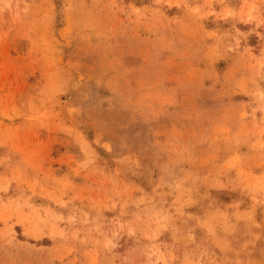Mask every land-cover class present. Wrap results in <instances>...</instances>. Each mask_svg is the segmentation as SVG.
I'll use <instances>...</instances> for the list:
<instances>
[{"label": "rangeland", "instance_id": "obj_1", "mask_svg": "<svg viewBox=\"0 0 264 264\" xmlns=\"http://www.w3.org/2000/svg\"><path fill=\"white\" fill-rule=\"evenodd\" d=\"M0 264H264V0H0Z\"/></svg>", "mask_w": 264, "mask_h": 264}]
</instances>
